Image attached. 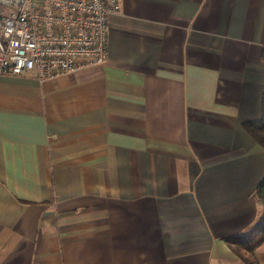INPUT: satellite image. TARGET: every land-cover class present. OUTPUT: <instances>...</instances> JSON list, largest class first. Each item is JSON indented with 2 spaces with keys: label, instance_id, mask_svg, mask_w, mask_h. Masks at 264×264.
Masks as SVG:
<instances>
[{
  "label": "crops",
  "instance_id": "0c3cea01",
  "mask_svg": "<svg viewBox=\"0 0 264 264\" xmlns=\"http://www.w3.org/2000/svg\"><path fill=\"white\" fill-rule=\"evenodd\" d=\"M119 3L104 64L0 77V264H244L264 0Z\"/></svg>",
  "mask_w": 264,
  "mask_h": 264
},
{
  "label": "built area",
  "instance_id": "2783aa9c",
  "mask_svg": "<svg viewBox=\"0 0 264 264\" xmlns=\"http://www.w3.org/2000/svg\"><path fill=\"white\" fill-rule=\"evenodd\" d=\"M119 0H0V77L40 81L99 66Z\"/></svg>",
  "mask_w": 264,
  "mask_h": 264
},
{
  "label": "trees",
  "instance_id": "16d2710c",
  "mask_svg": "<svg viewBox=\"0 0 264 264\" xmlns=\"http://www.w3.org/2000/svg\"><path fill=\"white\" fill-rule=\"evenodd\" d=\"M246 128L264 148V127L251 123L246 125ZM255 198L262 209L256 225L248 234L227 240L231 249L242 259L244 264H258L255 253L264 242V179L256 189Z\"/></svg>",
  "mask_w": 264,
  "mask_h": 264
}]
</instances>
